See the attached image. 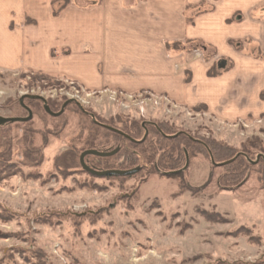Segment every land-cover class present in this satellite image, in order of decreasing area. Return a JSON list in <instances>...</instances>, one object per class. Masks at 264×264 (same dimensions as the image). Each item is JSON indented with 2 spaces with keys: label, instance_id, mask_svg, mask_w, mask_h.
Returning a JSON list of instances; mask_svg holds the SVG:
<instances>
[{
  "label": "rangeland",
  "instance_id": "374dc122",
  "mask_svg": "<svg viewBox=\"0 0 264 264\" xmlns=\"http://www.w3.org/2000/svg\"><path fill=\"white\" fill-rule=\"evenodd\" d=\"M103 2L50 0L48 14L44 4H37L36 17L46 30V14L53 19L67 9L81 13ZM184 14L186 24H193L197 5H186ZM23 24L37 20L25 16ZM43 30L29 39L41 40L44 47L26 48L15 64L0 60V115L27 116L22 95H41L54 112L71 102L52 116L41 100L26 97L32 118L0 126V264H264V188L257 166H249L242 182L228 189L221 185L224 163L214 157L190 151L178 169L170 170V150L143 127L155 124L162 132L195 138L198 152L200 145L214 142L229 150L221 159L246 153L254 160L264 156V112L220 117L205 104L191 105L164 93L91 85L37 69L34 57L41 62L48 51L47 63L73 48L63 44L47 50L51 39H44ZM229 43L246 50L242 42ZM165 50L186 58L198 55L207 76L210 68L221 70L233 62L197 39L166 40ZM258 51L253 48L252 54L260 56ZM71 59L68 67L86 68L80 54ZM181 74L188 82L192 70L184 66ZM92 120L130 136L135 125L142 127L136 135L140 145L117 141L102 128L90 132ZM89 146L120 149L108 160L85 157L93 168L140 170L126 177L94 176L78 163ZM64 154L75 157L67 167L58 162Z\"/></svg>",
  "mask_w": 264,
  "mask_h": 264
},
{
  "label": "crops",
  "instance_id": "0c3cea01",
  "mask_svg": "<svg viewBox=\"0 0 264 264\" xmlns=\"http://www.w3.org/2000/svg\"><path fill=\"white\" fill-rule=\"evenodd\" d=\"M49 1L0 0V60L15 64L26 48L43 46L41 40L29 38H39L43 30L37 4H44L48 14ZM186 5H197L190 25ZM47 14L49 27L43 30L44 39H51L47 50L63 44L73 48L71 54L47 63L48 51L41 54V62L34 57L32 66L37 69L66 73L91 85L164 93L191 105L205 104L220 117L264 112L259 98L264 89V0H104L81 13L67 9L53 19ZM25 16L37 24L24 25ZM185 38L206 42L219 57L231 58L232 66L209 77L198 55L167 53L166 40ZM231 40L244 43L241 48L246 50H235ZM253 48L261 55H253ZM72 54L81 55L85 69L68 67ZM184 66L192 70L188 82L181 74Z\"/></svg>",
  "mask_w": 264,
  "mask_h": 264
},
{
  "label": "trees",
  "instance_id": "16d2710c",
  "mask_svg": "<svg viewBox=\"0 0 264 264\" xmlns=\"http://www.w3.org/2000/svg\"><path fill=\"white\" fill-rule=\"evenodd\" d=\"M231 21H232L231 19L227 20V22H231ZM231 66H232V63H229L228 65L223 67L221 70H216L214 67H212L208 70V75L212 77L217 76L221 74L223 71L228 70ZM260 98L264 100V94L261 93ZM92 123H93L92 127L94 128H89L90 132L97 131V129L102 128L108 131L109 133L113 134L114 136H116L117 141H119V139L120 140L124 139V141L128 142L130 145H135V146L140 145V142L139 144H137L139 140H138V136L136 135L140 133L142 127L140 128L135 125V127L133 128L135 130V135L130 136L127 133L123 132L122 130L117 129L113 126H110L108 124L99 123L98 121L96 122L94 120H92ZM8 124H11V123L8 122L4 125H8ZM4 125H0V126H4ZM104 125L117 129L120 132L114 131L111 128L106 127ZM143 127L144 129H147L148 131H152V133H155L158 137H160L161 139H160L159 145H161L163 148L170 150V155H169V160H168L169 161L168 165H169L170 170L178 169L177 168L178 165L183 161V155L187 159L188 152L193 151L195 155L204 154V155H207L210 160H212L213 157L219 160V161H216L215 159L216 163H224L223 167H224L225 175L221 179V182L223 181V183L221 184L223 188L228 189V188H232V187L239 185L242 182L241 180L242 175L249 168V166H257L258 175H259L257 179L260 182L261 187L264 188V156L261 155L258 160H257V157L254 160H252L251 158H248L246 156V153H240L235 157L232 155L228 159H225V158L221 159L223 156H227L225 155V153H227L229 150H227L226 148L225 149L222 148L220 145H217L214 142L211 143L210 145L208 143L205 145H202V147L200 145V149H202V151L198 152L197 151V140L195 138H191V137L186 138L184 137L185 134L183 133H179L175 135V134H170V133L165 132L166 130L162 132V130L159 127H157L155 124H145V126ZM181 148H182V151H181ZM88 149H93V148L92 146H89ZM119 151L120 149L117 150L113 155L105 156V157L94 156V155H87L86 157H97L100 159L102 158V159L108 160L109 158H113L115 155H117ZM74 159L75 157L72 154L71 155L64 154L58 157V162L67 167V165L72 164ZM78 163L80 165L79 161ZM135 167H131V168H135ZM118 169H130V168H118ZM139 170H140V167L134 173H137ZM130 175L131 174L118 176V177H126ZM109 176L116 177L117 175H109Z\"/></svg>",
  "mask_w": 264,
  "mask_h": 264
},
{
  "label": "water",
  "instance_id": "95a60500",
  "mask_svg": "<svg viewBox=\"0 0 264 264\" xmlns=\"http://www.w3.org/2000/svg\"><path fill=\"white\" fill-rule=\"evenodd\" d=\"M31 98V99H39L43 102V108L44 110L52 115V116H59L63 113L64 111V108L65 106L71 102L70 99L66 100L59 111L57 112H54L52 111L45 98H43L41 95H22L19 99L21 105L23 106V108H25L27 110V113L28 115L25 116V117H6V116H1L0 115V125H4L6 123H13V122H26L28 120H30L32 118V111L31 109H29L27 106H25L23 104V99L24 98ZM106 127H109L107 125H104ZM111 128V127H109ZM112 130L114 131H118L120 132L119 130L117 129H114V128H111ZM146 136V134H145ZM117 150H113V151H100V150H96V149H87V150H84L83 152H81L80 156H79V162H80V165H81V168L85 171H87L88 173L94 175V176H98V177H103V176H109V175H117V176H123V175H128V174H132L134 172H136L138 170L139 167H135V168H130V169H116V168H111V169H104V170H100V169H96V168H93L89 165H87V163L85 162V157L87 155H94V156H100V157H105V156H110V155H113ZM259 158V155L257 157V159Z\"/></svg>",
  "mask_w": 264,
  "mask_h": 264
},
{
  "label": "flooded vegetation",
  "instance_id": "af4514ba",
  "mask_svg": "<svg viewBox=\"0 0 264 264\" xmlns=\"http://www.w3.org/2000/svg\"><path fill=\"white\" fill-rule=\"evenodd\" d=\"M24 99H25V98H24ZM23 104H24V103H23ZM20 105H21V103H20ZM24 105L27 106L26 104H24ZM21 106H22V105H21ZM22 107H23V106H22ZM27 107H28V106H27ZM28 108H29V107H28ZM24 109H25V108H24ZM29 109H30V108H29ZM25 110H26V109H25ZM26 111H27V110H26ZM261 155H262V154H259V158H260ZM259 158H258V159H259ZM258 159H257V160H258Z\"/></svg>",
  "mask_w": 264,
  "mask_h": 264
}]
</instances>
